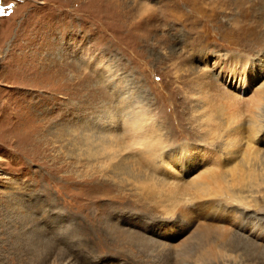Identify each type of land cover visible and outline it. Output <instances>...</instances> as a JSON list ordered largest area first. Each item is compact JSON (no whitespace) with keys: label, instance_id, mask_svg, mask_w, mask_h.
<instances>
[{"label":"rangeland","instance_id":"374dc122","mask_svg":"<svg viewBox=\"0 0 264 264\" xmlns=\"http://www.w3.org/2000/svg\"><path fill=\"white\" fill-rule=\"evenodd\" d=\"M263 1L0 0V264H264Z\"/></svg>","mask_w":264,"mask_h":264},{"label":"bare ground","instance_id":"6f19581e","mask_svg":"<svg viewBox=\"0 0 264 264\" xmlns=\"http://www.w3.org/2000/svg\"><path fill=\"white\" fill-rule=\"evenodd\" d=\"M246 1L247 0H241V4L245 3ZM251 5H253V4H251ZM251 5H250V7H251ZM262 88L263 89L262 90L260 89L258 92L264 94V86ZM263 99H264V96H263ZM256 108L258 110H261V106L259 104L256 105ZM263 118H264V115H262L261 112H259V114H257L255 117L250 118L248 127H247V125L246 126L244 125V127H246L248 132H249L248 136L250 137L252 142L255 141L256 139H258L259 136H263V138H262L263 142L262 143L264 144V119ZM136 127L138 128V131H137V134L135 135V139H136V141L138 140V143L140 144L139 146H141L139 149L143 150L142 154H145L147 147H149V145H150L149 143L152 142L153 139H152L151 136H149L150 142L148 141L146 133L148 134L149 127L146 126L145 121H143L141 119V123L138 126H136ZM234 129H235V131H237V130L242 131L243 127L239 126L238 128H234ZM85 137L86 138H84L85 140H84V144L83 145H85L86 149H87L86 152L88 154H86V155L92 156L93 159H95V157L97 158L98 155L102 157L104 155V152L106 151L105 145L103 143L107 144L108 140L101 139V142H102L101 148L98 149L96 146L91 144L93 142L92 140H89L87 136H85ZM98 137H100V136H98ZM260 140L261 139L259 138V141ZM191 148H193L195 150L196 147L190 146L189 144L181 147V151L177 155V156H179V157H177V160H178V163H180L179 164L180 166L186 167L187 164L192 161L193 155L188 153L190 151L189 149H191ZM257 148H254V145H251L250 143H248V149L250 151H252L253 153H255V155L260 156V155H258L259 149H257ZM183 156H186V158H184ZM191 165H192V163H191ZM234 166L235 165H231V166L227 167V169L229 170V174L231 176L235 175V170L237 169L238 164H236V167H234ZM210 176L212 178L215 177L214 173H211ZM194 186L197 187V188L201 187V189L203 190V196H205V195L206 196H208V195L211 196L212 195L213 197H216L214 195H217L216 191L212 192V191L209 190V188H208L209 183L206 180L196 181L194 183ZM223 192H226V191H223ZM226 197H228V196H226ZM252 230H254V229H252ZM212 231H215L216 237L221 239V240H226L228 238V236H229V233H228L229 230L226 229V228L215 227V229H212V228L206 227V228L202 229L201 237L202 238L207 237ZM207 254H210V252H208Z\"/></svg>","mask_w":264,"mask_h":264}]
</instances>
